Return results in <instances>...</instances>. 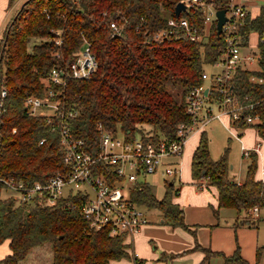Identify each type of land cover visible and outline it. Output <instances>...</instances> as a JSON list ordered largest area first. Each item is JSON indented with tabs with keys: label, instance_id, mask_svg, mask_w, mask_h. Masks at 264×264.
<instances>
[{
	"label": "trees",
	"instance_id": "obj_1",
	"mask_svg": "<svg viewBox=\"0 0 264 264\" xmlns=\"http://www.w3.org/2000/svg\"><path fill=\"white\" fill-rule=\"evenodd\" d=\"M16 1L9 0V5ZM24 1L0 40V89L7 88V111L0 127V177L13 175L30 183L65 171L68 166L59 132L62 121L74 137L84 138L95 149L98 121L106 130H130L147 141L177 138L179 123L190 120L187 94L203 83L205 66L217 60L224 44L222 34H217L216 20L205 40L180 36L156 40L153 33L166 27L169 16H176L174 9L179 0ZM207 1L213 2L216 9L226 8L229 2ZM180 15L204 32L202 7L190 6ZM111 22L121 26L120 34L114 33ZM263 31L264 5L255 15L249 11L241 28L245 43H249L252 33L257 34V68L240 67L232 81L240 97L259 101L256 110L262 119L255 127L262 138ZM58 38L60 43H56ZM84 39L91 43L97 59L93 74L85 79L69 77L64 85L45 81L52 68L70 64ZM252 76L257 80L252 81ZM260 78L262 81H258ZM49 89L56 92L53 98L60 99L62 108L73 110V116L57 114L50 124L45 115L25 113V97L44 96ZM42 138L45 140L39 143ZM250 159L244 179L234 180L229 174L228 150L214 159L207 132L202 130L192 155L191 175L216 186L221 206L234 208L238 215L243 210L247 213L249 208L264 205V180L256 177L258 154L252 152ZM171 182H166L164 195L158 198L155 185L139 179L132 183L130 198L147 208H157L163 222L186 226L184 210L173 200L179 188ZM3 189L0 181V243L8 240L11 249L0 260L3 264H19L34 247L45 243L51 246L52 264H110L111 260L131 259L125 236L91 227L80 209L68 205L75 199H61L51 206L17 202L11 194L3 196ZM237 218L236 226L256 225L259 220L250 215ZM194 249L204 252L201 264L213 256H221L224 264H251L239 246L225 254L196 242L187 252Z\"/></svg>",
	"mask_w": 264,
	"mask_h": 264
},
{
	"label": "built area",
	"instance_id": "obj_2",
	"mask_svg": "<svg viewBox=\"0 0 264 264\" xmlns=\"http://www.w3.org/2000/svg\"><path fill=\"white\" fill-rule=\"evenodd\" d=\"M190 6L202 7L205 30L200 32L196 24L181 15L169 16L167 25L153 33V38L163 40L169 36L186 37L190 40H205L209 27L216 17L213 2L207 0H179ZM183 12V11H182ZM249 10L242 3L229 0L226 7V21L221 33L224 44L221 53L213 64H207L203 70V83L193 86L186 96V113L189 122H181L177 129V138L147 141L130 130L109 131L97 122L98 139L96 149L87 145L84 138L74 137L65 121L59 124L60 143L63 159L67 164L65 171L50 175L45 181L26 182L16 176L0 177L4 188L11 191L17 202H37L41 205H55L61 199L73 198L68 205L80 209L94 229L107 230L109 235L123 234L128 244L132 260L137 263L134 247L135 235L149 222L146 209L130 198L129 192L137 180H144L148 174L159 170L173 184H181V164L166 161L169 157H180L191 133L204 128L213 119L220 120L230 133L241 139L240 131L245 126H256L261 122V115L256 110L259 101L250 96L242 98L233 88V78L240 67L252 68L257 62V48L250 49L245 43L241 28ZM116 34L121 33V26L111 22ZM217 29V28H216ZM264 36V31L261 34ZM58 38L56 43H60ZM257 47V44H256ZM250 49V50H248ZM209 65L212 68H208ZM97 67V59L91 43L84 39L76 51L74 59L67 67L52 68L45 81L64 85L69 77L89 78ZM252 81L257 80L251 77ZM262 81V79H258ZM56 92L49 89L44 96L28 95L24 99L25 113L45 115L50 124L55 115L73 116V110L61 107L60 99L53 98ZM7 88L0 89V127L6 107ZM46 107L47 110H40ZM228 117V123L223 119ZM237 130V131H236ZM42 138L39 143H43ZM260 142L253 148L244 147L246 157L252 152L260 153ZM100 163L108 165L107 169ZM264 175V169H262ZM114 177V179H113ZM116 177V178H115ZM264 177V176H262ZM263 180V179H262ZM203 184L198 188H202ZM179 193V191H178ZM259 207L249 208L246 215L258 216Z\"/></svg>",
	"mask_w": 264,
	"mask_h": 264
},
{
	"label": "rangeland",
	"instance_id": "obj_3",
	"mask_svg": "<svg viewBox=\"0 0 264 264\" xmlns=\"http://www.w3.org/2000/svg\"><path fill=\"white\" fill-rule=\"evenodd\" d=\"M234 1L237 2V0ZM239 2L242 3L244 0H239ZM246 3L251 13L255 14L258 11V7L264 5V0H247ZM256 38L257 34L252 33L250 49L257 48ZM251 67L252 69H256L257 62L252 64ZM208 68L212 67L209 65ZM2 72H5L4 65L2 66ZM42 109L49 111L46 107H41L40 110ZM223 119L228 123L227 116H224ZM205 130L209 138L210 153L214 159H218L228 150L230 163L229 174L234 180H240L245 177L247 165L251 160L250 156L246 157L244 155V147L253 148L260 142L257 176H264L262 173V169H264V138H256L254 136L257 132L256 127L248 128L247 130H236L241 136V139H238L230 133V130L220 120L215 118L210 121L205 127ZM194 132H192L189 137V139L192 138V141L198 137V132ZM252 141L254 144H251ZM183 160L185 161L184 157ZM183 160L181 162L182 181L189 177L187 170L184 169ZM189 162L190 159H188V164ZM165 178L169 177L161 172V170L145 176L146 181L155 185L156 196L158 198H161L165 192ZM183 184L184 183H175V185L179 187L183 186ZM10 193L11 191L7 189H3L2 191L3 195ZM192 207L191 205V208ZM145 209L149 222L141 228L134 238L135 252L138 255L137 258L140 264H201L204 258V252L200 249L190 250L189 252H187V250L192 249L196 242L200 243L203 247L210 248L208 244L204 243L211 240L212 231L214 229H225L223 226L226 223L232 224L236 216V210L229 207L221 209L219 216H216L209 205H207L202 211L186 213V218L184 219L186 226H172L170 222H163V217L160 214L161 212L157 208ZM241 213H243V211ZM260 214L261 215L258 214V216H256L260 217L256 222L254 230L255 235L257 234V238H259L258 246L260 247V254L258 264H264V205ZM187 219H192L193 221L190 222ZM220 233L221 236L225 237L223 232ZM214 237L218 238L216 235H214ZM20 264H52V250L50 244L45 243L44 245L36 246L31 250L27 259ZM110 264H135V262L132 260L131 256V259L122 258L112 260ZM204 264H224V262L221 256H213L205 261Z\"/></svg>",
	"mask_w": 264,
	"mask_h": 264
},
{
	"label": "crops",
	"instance_id": "obj_4",
	"mask_svg": "<svg viewBox=\"0 0 264 264\" xmlns=\"http://www.w3.org/2000/svg\"><path fill=\"white\" fill-rule=\"evenodd\" d=\"M23 1L24 0H17L13 5H9V0H0V40L2 38L4 29H5L8 21L10 20V18L12 17V15L16 11V9L22 4ZM246 1L247 0H244V2H242V3L248 9V4L246 3ZM237 2H239V0H237ZM259 10H260V7H258L257 13L259 12ZM257 13H255V14H257ZM255 14H252V15H255ZM251 35H250V44H251ZM256 43H257V38H256ZM205 127L196 131V132H198V137L194 141H192V138H190V139L188 138L189 140H187V142H186L187 147L185 144L186 148H184L183 154L180 157H169L166 160L172 164H176V163L181 164L183 157L185 159V161L183 160V165H184V169L187 170L189 177L183 181L181 178L180 183L185 184V185L183 184V186H181V187L174 184L175 188H179V193L176 194L174 196V199H173L184 210L185 218H186V213H190V212L192 213L194 211H198V212L202 211V209H204L205 206H207V205H209L212 212L216 216H219L221 209L226 208L224 206H221L219 203L218 189L216 188V186L208 185V182L204 179L200 180V181L195 180L192 178V175H191L192 155H193L194 149L196 148V146L199 142L200 133L202 130H205ZM252 127H255V126H247L244 129L247 130L248 128L250 129ZM243 135H244V133H243ZM254 136L256 138L257 137L262 138L261 136L258 135V132H256L254 134ZM251 144H254L253 141ZM188 159H190L189 164H188ZM161 172H162V170H161ZM256 177L264 180V177H262V176H256ZM243 179L244 178H242L240 180H236V179L235 180L236 181H242ZM168 180H169L168 178L164 179V187H165L166 182ZM171 184H173V183L171 182ZM201 184H203L202 188H198V186ZM199 190H201V191H199ZM6 195H9V194H6ZM6 195H3V196H6ZM191 205L193 206L192 208H191ZM141 206H143L144 208H147L144 205H141ZM262 208H263V206L261 208H259V212H258L259 215H261L260 213H261ZM187 211H189V212H187ZM241 212L238 215V213L236 211V216L234 217L233 223L232 224L226 223L223 226V228H225V229H214L212 231L213 233L211 236V240L209 242H205L204 244H208L209 247L214 251H222L225 254L233 253V251L237 248V246H239L240 252L244 258H246L251 264H255V263L258 264V258H259V254H260L259 248L260 247L258 246L259 238H257V234L255 235V230H254L256 225L236 226L235 222L238 219L237 217L240 216V218H244L246 216L245 210H243V213H241ZM187 220H189L190 222L193 221L192 219H187ZM220 232H223L225 237L221 236ZM214 235H216V237H218V238H215ZM10 252H11V249H10L8 240H5L4 242L0 243V260L5 255L9 254ZM28 255H27V257H28ZM27 257H26V259H27ZM0 264H3V263L0 262Z\"/></svg>",
	"mask_w": 264,
	"mask_h": 264
},
{
	"label": "water",
	"instance_id": "obj_5",
	"mask_svg": "<svg viewBox=\"0 0 264 264\" xmlns=\"http://www.w3.org/2000/svg\"><path fill=\"white\" fill-rule=\"evenodd\" d=\"M25 2L26 1H24V3ZM24 3L21 4V7L24 5ZM186 8H187V6L185 5L184 2L178 1L176 3V5H175L174 12L178 16V15H180V13L182 11H185ZM216 17H217V20H216L217 34H220L221 33L222 26H223L224 22L227 19V17H226V8L217 9L216 10Z\"/></svg>",
	"mask_w": 264,
	"mask_h": 264
}]
</instances>
